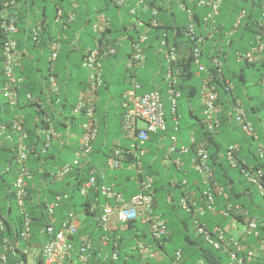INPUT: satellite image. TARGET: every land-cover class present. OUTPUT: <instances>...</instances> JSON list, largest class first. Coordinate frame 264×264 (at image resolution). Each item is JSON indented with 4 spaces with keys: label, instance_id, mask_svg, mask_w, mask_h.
Here are the masks:
<instances>
[{
    "label": "trees",
    "instance_id": "1",
    "mask_svg": "<svg viewBox=\"0 0 264 264\" xmlns=\"http://www.w3.org/2000/svg\"><path fill=\"white\" fill-rule=\"evenodd\" d=\"M25 1L27 6L24 4ZM78 1L79 4L82 5V7H86L88 5L85 3L87 0ZM96 1L97 4L95 7L97 8V11H103L108 13L111 8L114 9L111 0ZM148 1L149 3L154 4V0ZM42 2H45V0H42ZM34 3L35 0H23V5L21 7V9L23 10L20 11H25L27 13L28 11L30 12V10H32L31 8L35 6ZM255 4L253 0H223L222 5L220 7V16L217 22V35L213 36L207 44H204L202 46H205L203 48V53L207 57L210 54L212 48L214 47V43L223 42L224 34L231 29L236 15L241 10L247 11L245 18L240 23L239 29L236 31V33H234L233 37L231 38L230 44L227 47H222L226 55V58L223 57L222 59V77L223 80L231 82L234 91L227 92L223 87L224 81L217 83L219 92L218 104L220 106L219 119L221 121V125L218 129V132L213 134H207V132L204 131L202 119L199 118L198 113H194L193 109L191 108L189 109L188 114L191 115V117H194V123H192L190 129L192 130V132H197V130L199 132V137L195 139V141L198 143L207 142V163L213 170L211 182L216 183L221 189L220 195H217L215 197L216 211L225 208L226 203L234 207L237 205L242 211H247L251 217L256 216L262 222H264V197L259 196L256 189L250 183L246 182L239 169H231L223 158V155H225L228 148L238 146V151L236 152L235 157H237L238 159H243L248 166L255 164L264 169V159L258 160L255 155L254 147L256 145V140H254L253 137L244 135L240 131L239 127L236 125L235 121L230 118V112L232 107L231 104L233 99H241L246 108V112L250 121L257 129V132L259 134L258 140L264 143V119L257 117V113L264 110V105L258 99V97L254 98V101L245 100L247 99L246 96L241 93V89L243 87H247L248 84H251V86L254 87L258 86L260 68L258 66L249 65L246 63H237L234 59V53L236 51L241 52L246 50L250 42L253 40L254 34L256 32L254 23L256 22V19H258L259 16L258 11H255L254 9ZM58 5H63V0L58 1ZM91 7L93 8L94 6L91 5ZM171 11V15H167L165 12H159L157 18L162 22L161 27H152L150 25L149 20L152 18L151 14H139L137 18L141 20L142 26L139 28V30L133 29L127 34L130 39L135 40L137 38V34L141 30L147 29V51L145 52L143 69L140 70L145 72L144 74L141 73L142 75L139 79V82L142 84L143 88L141 93H146L148 91L154 90L156 86H158L161 89L160 91H162V95L165 96L166 84H164L163 74L164 59L162 53L157 52L155 50L161 34L165 33L167 39L169 40L168 43L176 47L177 54L179 57L176 63L171 64V68L173 70L181 69L185 72L184 75L178 77L174 88L180 92V96L183 99L191 100L195 99L196 97H199L200 79H197L198 77L195 76L194 67L191 62H189L185 58L189 56L190 40L185 39L183 36H181L179 28H174L175 26L171 24V20H173L172 18H175L174 15L176 8L172 7ZM202 12L203 10H201V12H197L196 17L198 18V16ZM75 14L76 15L72 21L67 22L66 19L63 24L60 23L59 25L60 28H63L64 26V29H68L66 38L70 40L75 36L78 29H86V25H89L88 11L83 12L80 7L79 11H75ZM126 14L127 13H123V15ZM80 15L81 18H79ZM51 19H53V16ZM127 20H124L119 23L116 22L117 24L115 25L113 23H110L109 26L105 27L99 33V37L107 38V42L109 44H112L118 35L123 34L121 33L122 30H127ZM22 23L23 20L21 17H19L17 19V27L19 28L23 26ZM218 25L221 27V30L223 27L222 32L220 31ZM40 31V24H36L31 28L29 32L28 39L29 41H32V48H36L41 43V40L39 39ZM174 31H176V34H174ZM86 33L90 38H94L97 36L96 34L92 33L91 29L87 30ZM4 38L5 34L3 33V30L0 29L1 86H3V83L5 81L3 76V61L1 56L2 44L5 40ZM69 42L70 41L62 44L64 46L57 53L55 63L51 60H49V62L47 61V59L50 57L49 54L51 52L50 45L52 44L50 43L49 46H47L49 53L45 54L46 57L47 55L49 56L47 58L41 56L39 59L34 61V63H42L43 66V62L45 60L47 61V69L49 72V75L47 77H49L50 75L56 77V75L65 73L63 70L67 67V62L69 60H73L71 58V54L73 52H76V46H78L76 44V46L72 47ZM77 43L81 46L80 41H78ZM84 51L85 50H81L80 53L77 52L80 54L79 61H76L73 65H71L73 66V68L66 72L67 76H63L64 78L59 79L56 78L57 80L55 90H49L46 86V92H43V94L40 93L41 91H38L37 89L40 88V85H38V83L39 80L42 79L36 78L34 75H28L23 73V76H18V78H22V82L19 83L18 90L19 102L13 108L8 106L5 101H2L0 103V125H4L6 127L5 134H9V138L12 140V147H7L5 144L0 146V154L4 153V157H0V162L3 161V163L6 164V167L8 168V172H10V174H7L8 172H6L4 177L3 175H0V220H3L2 222L4 224V228L0 229V245L6 243L11 246H15L16 244L19 246H17V252L15 251V249L9 251L7 255L6 264H19L22 260L26 258V255L23 254V249L25 248L26 243L21 238V232L24 229L25 218L23 215L19 214L18 211L17 214L12 213L11 206H6V204L8 203L6 201L11 198L9 190L11 187V183L16 177L15 171L17 170L18 172L16 156L18 152V140L20 133L17 132V130H12L13 119L16 112L18 114V112H23V110L27 108H33V112L27 111L26 113H24L25 120L22 126L23 132L26 133L27 136L22 143L29 151L28 162H26V165L31 175V182L28 184L27 187V214L31 220V240H27V243H29V245L41 246V244H43L49 239L48 235L45 234L44 229L46 226L50 225L51 219L45 211V205L54 197L55 194L67 193L68 198L62 201L59 207L55 210L54 217L56 219V223H54V228L55 230H57L58 224L71 211H76L77 208H80L79 212H85L87 216H91L94 218L93 220L95 224L93 225V229L90 230L87 228H83L77 233L76 238H74H78L79 240V237L81 235H86L91 238L93 246L92 250L89 252L90 256L87 261V264H134L138 262V250L134 251V246L128 245L127 242L133 239V243L135 245V241H144L146 239V230L144 226H142L141 228L139 223H128L125 226L124 231L114 232L111 234L110 241L108 242L106 247L102 248L100 246V238L103 236V232L102 230L98 229L96 224L97 218L101 213L100 206L105 203L113 204V201L107 200L104 196L100 194V186L104 182H101L98 179V171L95 173V176L97 177L95 186L91 188L84 197L81 196L79 192L82 183L86 182L90 177L89 170H97L98 168H104V159L109 156L112 150L107 149L106 152H103L100 146L101 143L99 144L98 142L101 140H97L91 148V153H89L86 158H82L80 160L79 165L74 168V171L61 183L53 182V180L50 178V174L53 171V166H55L54 163L62 165L66 162H71L74 156L71 160L66 159L63 160V162H53L54 156L48 153V151L52 147L47 150L44 154H40L42 146L40 131L46 126L43 121V117L47 118L50 123H52L54 130L57 132L54 141H57L60 135H62L63 129L66 127L67 122L70 125H76V127H79V123L81 122V120L79 118H75V116L71 114L70 103L75 100L77 93L83 92L90 87V70L83 66L86 56V53H84ZM181 57H183L184 59ZM51 65H54L55 69H52L53 67H51ZM209 68L210 66L208 65V69ZM34 69L38 70L39 68L33 65L31 66L30 71L33 72ZM246 69H250L251 73L249 76H247V74L245 73ZM76 72H78V75ZM72 75H77L75 80L74 78H72ZM193 80L196 81V84L191 83V81ZM72 81L74 83L76 82L75 84L77 85L79 90L78 88L74 91L70 89ZM46 83L48 84V82ZM65 87H68V91L65 90L63 91V93L67 94H62V89ZM103 89L99 88L98 92H101ZM27 95H29V98L27 97ZM42 95L49 99V107L45 108L41 106V104H43L46 99L43 98L42 100ZM251 99L252 98L250 97L249 100ZM36 106L38 108V112L34 111V108ZM199 111L202 114V108ZM55 116L59 118H56ZM181 124L182 123H179L177 131H174L171 128L172 134L177 136V138H180V134L182 132ZM188 128L189 127L187 126V124H185L183 129L186 131ZM101 133L102 131L99 132V137L100 139H104V136H102ZM151 137H156V135H152ZM150 141L152 140L150 139ZM187 145H190V150L184 156H189L190 163L191 159L195 157V144L188 143ZM29 149L31 150V152ZM98 158H100V160L98 161L99 163H97ZM145 168L148 171L152 172L150 165H145ZM187 171H189V176H191V178L192 175H196V177L199 176L198 172H196L194 168H191V164ZM232 173H234V176L232 175ZM6 174L8 179H6ZM35 182H39L37 184V187H35ZM105 184L107 185V181ZM201 184L202 183L199 180V183H197L196 185H191L188 190L189 192L192 191L194 193L193 196L196 201L200 200L202 190L204 189ZM115 187L118 191L123 193L126 198L131 196V194L126 193L127 191L124 190L125 187H120L119 185ZM163 189L164 186H161L159 188H155L154 190V199L156 204L155 208L157 207V212H159L163 219L166 221L167 227L169 229L168 236L160 240L162 252L165 255L171 257L173 256V253L175 251L180 250L182 255L181 264H195L198 260H202L204 264H226V255H224L220 251L213 250L212 248L207 246L199 236H196L194 234L193 228L191 226L192 224L188 215H185L179 208H176L172 205L168 206V204L163 206L165 202L160 203L164 197V194H161L162 191L164 192ZM134 193L136 192L134 191ZM76 199H80V201H77ZM30 200L32 201L31 203H29ZM93 205H96V208L91 210ZM240 215L241 214H239L238 216ZM237 218V221L241 219L239 217ZM231 219H233V211L230 212V215L226 218H223L222 216L206 215L202 220L206 222L207 226L217 225L219 227L224 228L226 225L229 224ZM258 231L259 239L264 240V226L262 227L259 225ZM172 244L173 246L171 247L170 245ZM75 250H77V248ZM100 250L106 253V257H104V260L97 257V254L100 253ZM114 252L118 255L117 262L112 261L111 259V255ZM36 261L37 264H42V257L39 256ZM66 263L78 264L77 260H75L74 255L72 256V258L68 259ZM160 264H163V262H161Z\"/></svg>",
    "mask_w": 264,
    "mask_h": 264
},
{
    "label": "built area",
    "instance_id": "2",
    "mask_svg": "<svg viewBox=\"0 0 264 264\" xmlns=\"http://www.w3.org/2000/svg\"><path fill=\"white\" fill-rule=\"evenodd\" d=\"M255 4V11H258V19H256L253 40L250 42L248 48L244 51L234 53V59L237 63H246L249 65H255L260 68L258 85L261 87L260 99L264 105V0H253ZM15 3L14 0L2 1L1 7L8 8ZM118 15L121 12V8L126 4V0H111ZM222 0H154V4L149 3L148 0H135L127 11L126 17L130 18L127 21V32L125 31L124 38L128 37V32L142 26L141 20L137 18L139 14H151L149 23L152 27H161V20H158L159 12H165L167 15H171L172 7H175L177 11H180L184 15L182 21H177L176 18H172L171 24L174 28H179L181 36L190 40L189 56L185 57L186 60L191 62L194 67L195 76L200 78L199 99L202 106L203 114V126L204 131L207 134H213L218 132L221 125L219 119L220 106L218 82H223V87L227 92H233L234 88L231 82L223 80V57L226 58L223 46L227 47L230 44V40L239 27L240 20L247 14L246 10H242L236 21L233 24V28L224 34L223 42L214 43V47L210 51V54L206 57L203 53L202 47L207 44L213 36L217 35L218 17L220 15V6ZM165 10V11H164ZM203 12L196 17L197 12ZM62 12L58 11L57 16ZM73 14H69L68 21L72 20ZM120 18V16H119ZM96 22L92 25L93 32L96 35L109 25V19L104 14H98ZM121 20V18H120ZM219 26V25H218ZM0 29L5 34V40L2 44V59L5 83L3 88V96L7 102L14 105L18 102V90L19 83L22 82V78H16L14 70L21 66L20 56L18 51L17 42L12 38L16 33V27L14 23V16L8 12L3 13L0 18ZM220 31L221 27L219 26ZM18 31V30H17ZM220 32V33H221ZM176 34V31H174ZM180 35V34H179ZM127 36V37H126ZM129 38V37H128ZM148 34L147 29L141 30L137 34V38L130 41V56L128 59V66L139 67L143 66L145 60V51L143 45H147ZM168 39L165 33H162L155 50L162 53L163 59L167 66V72L165 73V79L169 81L167 90V100L169 101L172 111L176 108L177 99L180 95L179 91L173 86L175 85L179 76L185 74L181 69L170 70V64L178 61L177 49L168 43ZM51 59H54L59 51V45L53 43L50 47ZM115 52L114 48L108 46L99 39L95 43V47L87 52L85 56L84 67L90 70V79L92 80V89L89 91L92 93L99 86L101 79L98 76L101 61L108 55ZM183 58V57H181ZM184 59V58H183ZM208 65L210 68L208 69ZM203 75V77H202ZM17 79V80H16ZM50 88L55 90V80L50 79ZM94 93V92H93ZM133 102L132 109L127 113V126L124 125L125 130L130 136L136 135V127L134 126L136 119L144 121L146 127L139 129L137 133V140L139 144H143L149 133H156L157 131L165 130V114L163 109V99L161 94L157 90H152L139 97H135L134 92L129 94ZM29 98V95H27ZM87 100L84 94H80L78 101L74 107V113L82 112L86 118L85 123L82 125V136L80 138L79 150L75 152V158L70 162L57 168L52 174L55 181L63 180L74 167L79 165L80 159L85 157L91 150V143L94 141L97 135V126L94 119V105L93 101ZM232 107L230 112V118L235 121L240 131L246 135L253 137L256 140L254 147L255 155L259 159H264V143L258 141V132L255 129L253 123L250 121L246 108L243 102L239 98H234L232 101ZM44 123L47 126L44 130V145L41 149V154L45 153L46 148L56 138L55 130L50 126L49 120L44 118ZM23 118L17 117V121L13 122V128L20 133L18 152H17V180L15 182V197L19 208L24 207L25 198V179L29 177V170L26 166L28 157V149L22 143L26 139V133L23 132ZM178 129L175 125L174 130ZM4 128L0 127V134ZM171 140L175 143L176 138L171 136ZM195 143V160L193 168L201 175L202 184L204 189L202 190L199 201L194 199L193 194L185 192L180 197L178 202L181 211L188 215L190 218L193 232L196 236H199L203 242L212 248L213 250L220 251L227 257L226 264H264V240L259 239L258 227L264 226L262 222L256 216L251 217L247 211H242L237 205L234 207L226 203L225 208L216 211L215 197L220 195L221 189L216 183L211 182L212 168L207 164L208 153L206 150V143ZM138 146H132V150H136L135 155L140 157L144 151ZM175 147L172 145L170 150L173 151ZM188 147L181 146L179 148L180 153H187ZM238 151V146H233L227 149L225 158L227 164L232 169H239L247 183H250L257 191L258 195L264 197V169L260 167L248 166L243 159L235 157ZM118 162L112 158L107 161L109 168L117 167ZM248 166V167H247ZM248 168V169H247ZM137 174H139L140 168L137 165ZM98 171V172H97ZM97 172L98 179L103 182L105 180V172L103 169H90L89 179L81 185L80 193L82 195L93 188L96 184ZM211 182V183H210ZM138 193L125 200L120 193L113 190L112 185H106L102 183L100 186V193L108 200H112L114 205L105 204L103 207V213L99 219V226L103 232V236L100 238V246L104 247L110 241V236L114 232H121L125 230V226L130 221H140L145 225L148 238L154 243L159 242L164 237L168 236L169 229L166 221L163 217L155 213L153 210V196L151 195V180L145 178L144 180H137ZM67 194L58 193L46 204V211L49 215L51 222L50 225L44 229L45 234L49 239L41 244L38 249V253L35 255L30 246H26L23 249V254L26 258L19 264H37L36 257H42V264H64L70 258L71 252L75 250L78 264H87L92 250L93 242L88 236H80L79 240L74 239L77 236L79 224L74 214L64 218L59 224L57 230L54 228L55 218H53L56 208L62 201L67 199ZM234 207V208H233ZM233 211V219L230 221L229 228H222L217 225L207 226L206 222L202 219L206 215L222 216L226 218ZM241 214L240 216H238ZM237 217L241 218L237 221ZM237 227H241L242 231L239 232ZM0 229H2V223H0ZM236 232L237 235H232L230 232ZM31 237V228L29 219H25L24 229L21 232V238L23 240H29ZM118 238V237H117ZM76 241V242H75ZM76 244V245H75ZM77 246V247H76ZM141 251L139 254L138 262L134 264H181L182 255L181 251L177 250L173 253V256H167L162 251L157 250L155 245H149L141 242L138 246ZM13 249V246L4 244L0 246V264L7 263V254ZM100 253L98 254V256ZM117 254L111 255L112 260H116ZM195 264H204L202 260H198Z\"/></svg>",
    "mask_w": 264,
    "mask_h": 264
},
{
    "label": "crops",
    "instance_id": "3",
    "mask_svg": "<svg viewBox=\"0 0 264 264\" xmlns=\"http://www.w3.org/2000/svg\"><path fill=\"white\" fill-rule=\"evenodd\" d=\"M56 1L58 2L60 0H56ZM91 2H92L91 0H87L85 2L86 4H88L86 7L85 6L82 7V5L78 3L77 10L79 11V8L81 7V10L83 12L88 11V13H90V10L92 12V8H90ZM67 4H68V2L66 0H63V6H66ZM25 5H26V2H25ZM34 5L35 6L33 8H31L32 10H30V12L28 11V13L25 11L21 12L20 10H23L21 8L19 10L18 16L22 18V20H23L22 25L23 26L18 28V33L16 35V39H17L16 41L18 42V45H19L18 49L20 52L19 56H20V65L21 66L18 69H16L15 73H16V76H19V77L23 76V73H24V74H28V75H34L36 78L42 79V80H39L38 85H40V88H38L37 90L41 91L40 93L43 94V92H46L45 91L46 86L50 90L49 85L46 83V82H48L47 76L49 75V72L47 69L48 68L47 61L49 62V58L47 59V61L45 60L43 62L44 66L42 63H34V61L39 59L41 56L44 58H47L50 55V54L47 55V57L45 56V54L49 53L48 47H47V46H49V43L55 37H59L62 35H63V37H64V35L66 37V34L68 33V29L67 28L64 29L65 28L64 26H63V28L62 27L60 28V26L55 24L53 22V20L51 19L53 16V5H51V1L45 0V2H42V0H35ZM0 13H1V10H0ZM90 18H92V16H90ZM116 22H118V20H117L116 15H115L114 22L112 21V23L115 25V24H117ZM36 24H40V26H41L40 37H39V39L41 40V43L36 48H32V41H29L28 35H29L31 28L33 26H35ZM88 26L90 28V25H88ZM87 30H88L87 27H86V29H78L75 36H78V38H81L82 33L87 32ZM46 35H49V36H46ZM79 35H80V37H79ZM75 38H77V37H75ZM68 41H70V39L66 38L65 42H68ZM50 44H52V42ZM89 44H90L89 41H87L85 43L84 47L88 46ZM70 45H72V47H74V46H76V43L71 42ZM77 45H78V46H76L77 49L75 50L76 52H73L71 54V58L73 60H69L67 62V67L64 68V70H63L65 73H63V74L61 73L59 75H56V78L59 79V78H64L65 76H67L66 72L73 68V66H71V65H73L76 61H79V55H80L79 54L80 53L79 48H83V47H81L79 44H77ZM63 46L64 45H62V48H63ZM50 47H51V45H50ZM123 48H125L127 50L125 45H123ZM77 52H79V53H77ZM55 60H53L54 63H55ZM54 63H51V64H54ZM33 65L37 66L39 69L38 70L34 69V71L31 72L30 69H31V66H33ZM123 66H124L123 65V56H121V55H118V57L113 58L111 60H108L103 64V73L105 74L106 84L104 85V87H103L104 89L101 91L100 94L105 95V100H102L103 97L101 95L100 99L97 102L98 112L100 111V113H99L100 120L103 123V131H102L101 135L104 136V139H100L101 141H98V142H99V144L101 143L100 146H101L103 152H106L107 149L110 150L114 147H118V146L128 147L129 145H131L130 139L124 137L123 133H120V118H121V113H122V107L120 104V102H121L120 95H121L122 91L128 87L127 81L129 78V74L124 69ZM51 67H53L52 69H55L54 65L53 66L51 65ZM76 73L78 75V72H76ZM44 76H45V78H44ZM76 76L72 75V78H74V80H75ZM75 83L72 81V85L70 86V89H72L73 91L78 88ZM77 83H78V81H77ZM67 88L65 87L62 89V94H67V93H63V91H65V90L68 91ZM78 90H79V88H78ZM241 93L246 96L247 99H245V100L254 101V97H252V95L250 94V90L248 88L243 87L241 89ZM41 97H42V100H43V98H46L45 101L43 102V104H41V106L45 107V108L49 107V104H50L49 99L47 97H44L43 95ZM250 97L252 98L251 100H249ZM2 99H3L2 94H0V103L3 101ZM193 100L194 99H191V100L185 99V101H186V110L185 111H186V115H187L188 119H185V115H182L184 121L181 124L182 132L180 134V138H178V143L180 145H187L188 143L191 142V140L193 141V138L197 139L199 137L198 130H197V132H192V130L190 129L192 126V123H194V120H193L194 117H191V115L188 114L189 109L192 108L194 113H198L197 111L201 110L200 101H199V106L196 107L193 103ZM100 102H101V104H100ZM27 111L33 112V108H31V109L27 108V109H24L23 112L22 111L21 112L24 114ZM34 111H35V108H34ZM55 117L59 118L57 116H55ZM257 117L261 118L258 115V113H257ZM189 121H191V123H188ZM185 122H187V123H185ZM184 123L187 124V126L189 127L186 131L183 129L185 126ZM139 126L142 127L143 125L140 124ZM40 134L42 136V132H40ZM79 134H80L79 127H76V125H70L68 122L66 123V127L63 129L62 135H60L58 140L55 141L52 148L48 151L49 154H52L54 156L53 162H60L59 159L61 157L67 158L69 160H71L73 158L74 152L79 147ZM9 137H10L9 134L5 136L3 144H5L7 147H12V144H11L12 140ZM151 140L152 141L148 142V145H147L148 152H147V155L145 156V158L143 160V164L144 165H150V167L157 170V172H158L157 181L158 182L156 184V187L159 188L161 186H164V188L166 190L170 189V190H173L174 192H177V190L173 186V183L175 184L176 180L184 178L187 180L188 183H189V180H191L190 179L191 176H189V171H187V169L190 166L189 156H184V155L179 156L176 154H172L170 156H167L166 147L169 143L168 140L166 138L163 139V138H160L157 136L151 137ZM164 156L169 157L170 160L168 159V160H165L163 162ZM0 157H4V153H1ZM176 158H179V160H180V162H178V165L172 163V160L174 161V160H176ZM99 160H100V158H98L97 163H99L98 162ZM0 164H4L3 161L0 162ZM4 165H5V167L3 166V168L0 169V175H3V177L5 176V173L8 172V168L6 167V164H4ZM54 165L57 166L58 164L54 163ZM122 166L123 167L119 170L107 172L106 181H107V183L116 184V185H119L120 187L121 186L125 187L124 190L127 191L126 193L133 195V194H135L134 191L136 192L135 182H134V180H131V178L133 177V174H134L132 172L133 170L129 169L128 166H126V164H124ZM7 174H10V172H8ZM7 174H6V179H8ZM192 178L194 179L192 182H195L198 179L196 177V175H192ZM192 182H190V183H192ZM38 183L39 182H35V187H37ZM42 184H43V182H42ZM165 189H163V190H165ZM162 192H161L162 195L165 194L164 192L163 193ZM176 196H178V194ZM176 196H174L175 200H177ZM162 202H165L163 205V206H165L166 205L165 195H164V197L160 203H162ZM83 215H84V217L81 220L79 219L81 229H83V228L90 229L94 224V222L93 223L91 222L92 217L87 216L85 213H83ZM228 226L226 225L225 228H229ZM238 229H239V232L242 231L241 227H239ZM230 233L232 235H237V233L234 231H232ZM65 264H67V263H65Z\"/></svg>",
    "mask_w": 264,
    "mask_h": 264
},
{
    "label": "clouds",
    "instance_id": "4",
    "mask_svg": "<svg viewBox=\"0 0 264 264\" xmlns=\"http://www.w3.org/2000/svg\"><path fill=\"white\" fill-rule=\"evenodd\" d=\"M2 1H4V0H2ZM1 0H0V3L2 2ZM15 1V3L12 5V6H9L8 8H3V7H1V4H0V10H1V13H0V18H1V15L4 13H6V12H8L10 15H13L14 16V23H15V27H16V33L13 35V39L16 41L17 39H16V35H17V33H18V27H17V19L19 18L18 17V14H19V10H20V8L22 7V5H23V0H14ZM67 2H68V4L66 5V6H63V5H58V2L56 1V0H51V3H52V5H53V22L55 23V24H57V25H60V23H62L63 24V22L68 18V16H69V14H73V18L75 17V11L77 10V7H78V3H79V1L78 0H66ZM26 2V1H25ZM25 2H24V4H25ZM129 2V0H126V3H128ZM134 1L133 0H131V3H130V5L128 6V8H127V10L125 11V12H120V14L118 15V13H117V11L115 10V8H114V6H113V8H114V10L116 11V13H115V15H116V18H117V20H118V23L119 22H122V21H124V20H127V21H129L130 20V18H127L126 17V15H123V13H127V11H128V9L130 8V6L132 5V3H133ZM222 2H223V0H222ZM69 5V6H68ZM221 5H222V3H221ZM221 7V6H220ZM90 8H92V7H90ZM90 10V9H89ZM58 11H60V12H62L61 13V15L59 16V18H58V16H57V13H58ZM242 11V10H241ZM241 11L236 15V18H235V20L233 21V24H234V22L236 21V19H237V17L239 16V14L241 13ZM247 12V11H246ZM91 13V14H90ZM90 13H88L89 14V25H90V29H91V31H92V33L93 34H95L94 32H93V29H92V25L97 21L96 20V17L98 16V14H104L108 19H109V24L110 23H112V21H111V19H110V17H109V15H108V13H106V12H103V11H97V8L94 6L93 8H92V12H91V10H90ZM90 16H92V18H90ZM119 16H120V18H121V20H120V18H119ZM220 16V15H219ZM73 18H72V20H73ZM127 18V19H126ZM219 18V17H218ZM245 18V17H244ZM243 18V19H244ZM243 19H241L240 20V23L242 22V20ZM72 20H70V21H72ZM67 22H69L68 21V19H67ZM233 24H232V27L231 28H233ZM126 25V24H125ZM109 26V25H108ZM87 27H89L88 25H87ZM239 27H240V24H239ZM239 27H237V29H236V31L239 29ZM231 30V29H230ZM127 32V31H126ZM121 33H123L122 35H118L117 36V38L115 39V41L112 43V44H109L108 42H107V38H105V37H99V35H97L96 37H92V38H90V41H89V45L88 46H86V47H84V45L85 44H83V42H82V40H81V38H78V36H74L71 40H70V42H69V44H71V42L73 43V42H75L76 44H78L77 42L78 41H80L81 42V47H83V48H79L80 49V51L81 50H85L84 51V53H86L87 54V52H89L90 50H92L94 47H95V43H96V41L97 40H99V39H101V40H103V42L105 43V44H107L108 46H110V47H112V48H114V50H115V52L113 53V54H111V55H108V56H106L102 61H101V66H100V69H99V73H98V76H100V79H101V82H100V84H99V86L97 87V88H95V89H93L94 91V93L92 92V93H90L91 91V89H92V80L90 79V87L88 88V89H86L85 91H83V92H80V93H77V95H76V98H75V100L72 102V103H70V110H71V114L73 115V116H75V118H79L80 120H81V122L79 123V129H80V134H79V146H80V138H81V136H82V133H83V130H82V125H83V123H85V121H86V118H85V116H84V114L82 113V112H80V113H74V107H75V105H76V103H77V101H78V97H79V95L80 94H84L85 96H86V98H87V100L89 99V100H91V97L93 98L92 99V101H93V105H94V107H95V109H94V119H95V121H96V126H97V135H96V138L94 139V141L91 143V148H92V146L94 145V143L97 141V140H100V137H99V132L100 131H103V123L101 122V120H100V116H99V113H100V111L98 112V105H97V102H98V100L100 99V93L101 92H98V89L99 88H102L103 89V87H104V85H105V83H106V80H105V74L103 73V63H105L106 61H108V60H111V59H113V58H116V57H118V55H121V56H123V67H124V69L128 72V74H129V78H128V81H127V84H128V87L125 89V90H123L122 91V93H121V95H120V99H121V102H120V104H121V107H122V113H121V118H120V133H123V136L124 137H126V138H129L130 139V141H131V145H129L128 147H120V146H118V147H114V148H112V149H110V150H112V152L109 154V156L106 158V159H104L105 160V165H104V168H102L103 170H104V172H105V180L103 181L104 182V184L106 183V176H107V172H109V171H116V170H119V169H121L123 166L122 165H124V164H126V166H128V168L129 169H132L133 171V179L131 178V180H134V182H135V186H136V193L135 194H137L138 193V189H137V180L138 179H140V180H144L145 178H149L150 180H151V195L153 196V210H154V212L155 213H158V214H160L159 212H157V207L155 208V206H156V204H155V199H154V194H155V188H158V187H156V184H157V178H158V172H157V170H155V169H153L152 167H150L151 169H152V172L151 171H148L146 168H145V165L143 164V160H144V158H145V156L147 155V152H148V150H147V145H148V142L150 141V139H151V136L152 135H156L157 137H160V138H163V139H167L168 140V145H167V147H166V152H167V156H170V155H172V154H176V155H185V154H187L188 152H189V150H190V145H180L179 143H178V138H177V136H175L174 134H172V132H171V128H172V130H174V127H175V125H177V127L179 126V123H180V121H179V114H178V107H177V104H176V108L174 109V111H172V107H171V105H170V103H169V101L167 100V90H168V84H169V81L168 80H166L165 79V73L167 72V66H169L168 64H166V62H165V60H164V62H163V66H164V84H166V93H165V96H163L162 95V91H160L161 89L158 87V86H156V88L154 89V90H157V91H159L160 92V94H161V97H162V99H163V109H164V114H165V123H166V126H165V130H163V131H157L156 133H149L148 134V138H147V140L143 143V144H139L138 143V140L136 139L137 137V133H138V130L139 129H144L145 127H146V125H145V123H144V121L143 120H141V119H136L135 120V123H134V126L136 127V135L134 136H130L129 134H128V132L125 130V128H124V125L125 126H127V118H128V112H129V110H131L132 109V106H133V102H132V100H131V97L129 96V94H131V91H133L134 92V95H135V97H139V96H141V95H143V94H145V93H141L142 92V90H143V88H142V84L139 82V79H140V77H141V75L142 74H144V72L145 71H140V70H142L143 69V66H144V62H143V66L141 67V68H139V67H130V66H128V59H129V56H130V41H133V39H130V38H128L127 36V38H124V34H125V30H122L121 31ZM234 33H236V32H234ZM75 37H77V38H75ZM79 37H80V35H79ZM128 40V41H127ZM65 41H66V37H65V35H64V37H63V35L62 36H59V37H55L54 38V40L52 41V44L53 43H56V44H58L59 45V51H60V49H62V44L63 43H65ZM17 42V41H16ZM123 45H125L126 46V48H127V50L125 49V48H123ZM146 46L147 45H143V50L146 52L147 50H146ZM18 51H19V49H18ZM58 51V52H59ZM20 53V52H19ZM51 53V52H50ZM85 54V55H86ZM1 56H2V51H1ZM57 58V55H56V57L54 58V59H51V54H50V57H49V60H51V61H53V60H55ZM2 61H3V59H2ZM16 69H17V67L15 68V70H14V75H15V77L17 78L18 76H16V73H15V71H16ZM170 70L171 71H173V69L171 68V64H170ZM261 71V70H260ZM4 73V72H3ZM142 73V74H141ZM260 73V72H259ZM3 76H4V74H3ZM51 78H54V80H55V85H56V77L55 76H49L48 77V85H49V87H50V79ZM4 79H5V76H4ZM198 79H200V78H198ZM4 83H5V81H4ZM4 83H3V86H1V90H0V92H1V94H2V98L4 99V101L8 104V106H10V107H15V105L19 102H17L16 101V103L14 104V105H11V104H9L8 102H7V100H6V98L3 96V88H4ZM158 85V84H157ZM259 86V85H258ZM174 87V86H173ZM260 87V86H259ZM200 88V87H199ZM51 89V88H50ZM177 90V89H176ZM53 91V90H52ZM90 91V92H89ZM152 91V90H151ZM148 92H150V91H148ZM260 92H261V87H260ZM147 93V92H146ZM180 93V92H179ZM181 95V94H180ZM179 95V97H178V99H180V98H182L181 96ZM199 98V97H198ZM256 98V97H255ZM178 99H177V102H178ZM258 99L261 101V99H260V95L258 96ZM241 100V99H240ZM199 101H200V99H199ZM168 102V104H169V112H170V114H171V117H170V119L168 120V118H167V115H166V112H165V105H166V103ZM262 102V101H261ZM41 104V103H40ZM201 104V103H200ZM201 108H202V106H201ZM35 112H38V108H37V106L35 107ZM22 116V118H23V123H24V120H25V115L22 113V112H18V114H17V112L15 113V115H14V119H13V122H15V121H17V117L18 116ZM45 117H43V119H44ZM44 121V120H43ZM49 123H50V121H49ZM140 124H142L143 126L142 127H140L139 125ZM202 124H203V118H202ZM3 127L4 128V130H3V132L0 134V146H2V145H4L3 144V142H4V138H5V136H6V134H5V132H6V127L4 126V125H0V127ZM50 126H52L53 127V125H52V123H50ZM12 128H13V125H12ZM45 128H47V126H45ZM45 128H43L40 132H42V136H41V139H42V143H41V149H42V147H43V145H44V130H45ZM54 128V127H53ZM203 128H204V126H203ZM256 129V128H255ZM13 131H15V129L13 128L12 129ZM167 130V131H166ZM257 130V129H256ZM175 131V130H174ZM177 131V130H176ZM55 133H56V135H57V132L55 131ZM259 135V134H258ZM171 136H174L175 138H176V140H175V143H173V141L171 140ZM193 141H195V139L193 138ZM259 141V140H258ZM196 142V141H195ZM259 142H261V141H259ZM55 143V141H53V142H51V144L46 148V150H45V152L47 151V150H49L52 146H53V144ZM196 143H198V142H196ZM206 143V150H207V153H208V147H207V142H205ZM190 144H195V143H192V140H191V142H190ZM174 146L175 147V149L173 150V151H171L170 150V147L171 146ZM132 146H138L137 148H142L143 149V151H144V153H143V155L142 156H140V157H137L136 155H135V152H136V150H132ZM181 146H185V147H188L189 148V150H188V152L187 153H180V151H179V148L181 147ZM30 150V149H29ZM79 150V147H78V149L76 150V151H78ZM75 151V152H76ZM30 152H31V150H30ZM75 152H74V158H75ZM89 153H91V150H90V152ZM88 153V154H89ZM29 154V153H28ZM41 154V153H40ZM88 154L85 156V157H83V158H86L87 156H88ZM167 156H164L163 157V162L165 161V160H170V158L169 157H167ZM73 158V159H74ZM113 159V160H115V161H117L118 162V165H117V167H115V168H109L108 166H107V161L109 160V159ZM223 158L225 159V161H226V158H225V155H223ZM258 160H263V159H259L258 157H256ZM72 159V160H73ZM82 159V158H81ZM80 159V160H81ZM26 162H28V157H27V161ZM178 162H180V160H179V158H176V160H172V163H174V164H177L178 165ZM196 162V160H195V157L194 158H192L191 159V162H190V164H191V168H193V164ZM66 163H70V162H66ZM66 163H64V164H66ZM80 163V162H79ZM226 163H227V161H226ZM16 164H17V156H16ZM64 164H62V165H64ZM139 164V168H140V173L139 174H137V165ZM208 164V163H207ZM62 165H57V166H54L53 167V171L51 172V174H50V178L53 180V182H63L73 171H74V168H73V170L63 179V180H61V181H55L54 179H53V177H52V174L55 172V170L57 169V168H59V167H61ZM27 166V165H26ZM164 166V165H163ZM209 166V165H208ZM250 166H253V167H260V166H257V165H250ZM77 167V166H76ZM261 168V167H260ZM99 169V168H98ZM232 169V168H231ZM29 170V169H28ZM150 170V169H149ZM213 171V170H212ZM148 172H150V173H148ZM199 174V173H198ZM15 175H16V177H15V179L13 180V182L11 183V187H10V190H9V192H10V194H11V198L10 199H8L6 202H8L7 204H6V206H11V212L12 213H16L17 214V211H18V213L19 214H21V215H23L24 216V218L25 219H29V221L31 222V220H30V218H29V216H28V214H27V208H28V206H27V187H28V184L31 182V175H30V172H29V177L28 178H26L25 179V198H24V207L21 209V208H19L18 207V205H17V201H16V197H15V191H16V188H15V182H16V180H17V170L15 171ZM212 175H213V173H212ZM198 179L195 181V182H192L194 179L193 178H191V180H189V183L187 182V180L186 179H179V180H176V182H175V184L173 183V186H174V188L177 190V192H174L173 190H170V189H168V190H166L165 188V190H164V195H165V201H166V204H168V205H172V206H174V207H176V208H179V205H178V202H179V200H180V197L181 196H183L184 195V193L185 192H188V193H190V194H193L194 195V193L192 192V191H188L189 190V188H190V186L191 185H196L197 183H199V180L201 181V183H202V178H201V175L199 174V176L197 177ZM212 179V178H211ZM190 182H192V183H190ZM84 183V182H83ZM82 183V184H83ZM107 185H112V188H113V190L115 191V192H117V193H120L121 195H122V197L125 199V200H128L130 197H132L133 195H135V194H133V195H131V196H129V197H125L124 196V194L123 193H121L120 191H118L117 190V188L115 187V186H117L116 184H111V183H107ZM202 186H203V184H201ZM33 186V185H32ZM204 187V186H203ZM80 188H81V186H80ZM120 188V187H119ZM91 189V188H90ZM89 189V190H90ZM88 190V191H89ZM88 191L86 192V194L88 193ZM79 192H80V190H79ZM63 194H65V193H63ZM67 194V193H66ZM86 194H84V195H82L81 193H80V195L81 196H85ZM101 194V193H100ZM178 194V196H176ZM198 195H200V194H198ZM67 196H68V194H67ZM174 196H176L177 197V200H175V198H174ZM108 200V199H107ZM110 201V200H109ZM32 201L30 200V202L29 203H31ZM49 202V201H48ZM47 202V203H48ZM13 203H14V205H13ZM46 203V204H47ZM61 204V203H60ZM105 204H108V205H114V203L113 204H111V203H105ZM105 204H103V205H101L100 207H101V213H100V215L98 216V218H97V222H96V224H97V227H98V229H100L101 230V228H100V226H99V219H100V216L102 215V213H103V207H104V205ZM30 205V204H29ZM59 207V206H58ZM57 207V208H58ZM14 208H15V211H14ZM56 208V209H57ZM96 208V205H93L92 206V208H91V210L92 209H95ZM180 209V208H179ZM181 210V209H180ZM45 211H46V205H45ZM47 212V211H46ZM70 213H72V214H74L75 216H76V218H77V221H78V224H79V229H78V232L80 231V229H81V225H80V221H79V219H78V217H77V215H76V212L75 211H71ZM83 213H85V212H83ZM69 215V214H68ZM67 215V216H68ZM161 215V214H160ZM66 216V217H67ZM65 217V218H66ZM53 218H55L54 216H53ZM3 220H0V223H2V228H4V224H3V222H2ZM132 222H135V223H139V225L141 226V228H142V226H144V228H145V230L147 231V229H146V227H145V225H143V224H141L140 223V221H138V220H136V221H130V222H128V223H132ZM54 223H56V219H55V222ZM229 224H230V222H229ZM228 224V225H229ZM227 225V226H228ZM239 228V227H238ZM239 230V229H238ZM77 232V233H78ZM81 236H83V235H81ZM90 238V237H89ZM91 239V238H90ZM30 240H31V237H30ZM25 243H26V245H25V248H26V246L28 245V246H30L31 247V249L33 250V252H34V254L36 255L37 253H38V249H39V247L40 246H36V245H29V243H27V240H23ZM76 242V241H75ZM141 242H143V243H145V244H149V245H155L156 247H157V250H159V251H162V249H161V241L158 243H154L151 239H149L148 238V235L146 234V239L144 240V241H135V245H134V251L135 250H138V252H139V254H140V250H139V248H138V246H139V244L141 243ZM4 244H6V243H4ZM4 244H2V245H4ZM31 244V243H30ZM1 246V245H0ZM17 244L15 245V246H13V249H15V251L17 252ZM19 247V246H18ZM104 247H106V246H104ZM103 248V247H102ZM12 253V252H11ZM115 253V252H114ZM15 254H17V253H15ZM117 254V253H116ZM8 255V254H7ZM75 256V260H77V256H76V253H75V249L71 252V255H70V258H72V256ZM38 257L39 256H37L36 257V260L38 259ZM97 257L98 258H101V259H103L104 260V257H106V253L105 252H103L102 250H100V255L98 256V254H97ZM69 258V259H70ZM112 261H115V262H117L118 261V255H117V258H116V260H112ZM36 263H37V261H36ZM66 263V262H65ZM64 263V264H65Z\"/></svg>",
    "mask_w": 264,
    "mask_h": 264
},
{
    "label": "rangeland",
    "instance_id": "5",
    "mask_svg": "<svg viewBox=\"0 0 264 264\" xmlns=\"http://www.w3.org/2000/svg\"><path fill=\"white\" fill-rule=\"evenodd\" d=\"M92 2H91V5L92 6H96V4H97V1L96 0H91ZM130 3H131V0H129V2L128 3H126L125 5H124V7H122L121 8V11L122 12H125L126 10H127V8H128V6L130 5ZM114 13H116V11L114 10V9H110V11L108 12V15L111 17V19H112V21L114 22V17H115V14ZM117 14V13H116ZM174 17L177 19V21H182L183 19H184V15H183V13L182 12H180V11H175V15H174ZM79 18H81V15L79 16ZM88 30L90 29L89 27L87 28ZM81 40H82V42H83V44H85L87 41H90V37L88 36V34L85 32H83L82 33V35H81ZM104 64V63H103ZM242 65V64H241ZM245 73L247 74V76H249L250 75V69H246V71H245ZM250 80V79H249ZM251 81V80H250ZM192 83H194V84H196V81L195 80H193V81H191ZM250 83V82H249ZM250 85V86H249ZM246 88H248L249 90H250V94L252 95V97H258L259 95H260V87L259 86H251V84H248V86L246 87ZM0 90H1V84H0ZM0 94H1V92H0ZM102 95V97H103V99L102 100H105V95L104 94H100V96ZM3 101H4V99H2ZM193 103H194V105L196 106V107H198L199 106V98L198 97H196L194 100H193ZM100 104H101V102H100ZM177 107H178V114H179V121H180V123H183V117H182V115H185V119H188V117H187V115H186V101H185V99H183V98H180V99H178V102H177ZM169 104H168V102L166 103V105H165V112H166V115H167V118H168V120L170 119V117H171V114H170V112H169ZM198 112V116H199V118L200 119H202V114H201V112L198 110L197 111ZM258 115L261 117V118H263L264 119V110H262V111H260V112H258ZM188 123H191V121H189ZM198 134V133H197ZM166 143V142H165ZM67 158H63V157H61L60 159H59V161L60 162H63V160H66ZM68 160V159H67ZM3 166L5 167V165L4 164H0V169L1 168H3ZM232 175L234 176V173H232ZM77 201H80V199H76ZM13 205H14V203H13ZM14 211H15V208H14ZM80 211V208H77V210L75 211L76 212V215H77V217H78V219H82L83 217H84V215H83V212H79ZM94 218L92 217V220H91V222L93 223L94 222V220H93ZM95 224V223H94ZM93 224V225H94ZM91 229H93V226L90 228V230ZM134 240L133 239H131L129 242H127V244L128 245H131V246H134ZM171 247L173 246V244L172 245H170Z\"/></svg>",
    "mask_w": 264,
    "mask_h": 264
}]
</instances>
